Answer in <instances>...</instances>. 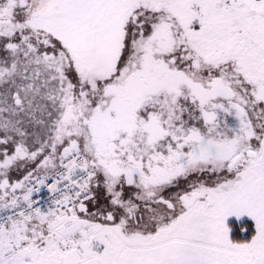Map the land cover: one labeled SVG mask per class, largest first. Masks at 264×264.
I'll list each match as a JSON object with an SVG mask.
<instances>
[{
  "label": "snow or ice",
  "instance_id": "snow-or-ice-1",
  "mask_svg": "<svg viewBox=\"0 0 264 264\" xmlns=\"http://www.w3.org/2000/svg\"><path fill=\"white\" fill-rule=\"evenodd\" d=\"M0 264H264V0H0Z\"/></svg>",
  "mask_w": 264,
  "mask_h": 264
},
{
  "label": "rangeland",
  "instance_id": "rangeland-1",
  "mask_svg": "<svg viewBox=\"0 0 264 264\" xmlns=\"http://www.w3.org/2000/svg\"><path fill=\"white\" fill-rule=\"evenodd\" d=\"M22 164H23V162H22ZM27 164H23V166L20 167L18 170H14L12 172V177H19L21 175V173H23V171H24V169H25V167H26Z\"/></svg>",
  "mask_w": 264,
  "mask_h": 264
},
{
  "label": "flooded vegetation",
  "instance_id": "flooded-vegetation-1",
  "mask_svg": "<svg viewBox=\"0 0 264 264\" xmlns=\"http://www.w3.org/2000/svg\"><path fill=\"white\" fill-rule=\"evenodd\" d=\"M34 165H32L31 163H28L23 171V173H21V175L19 177H22L24 174H26L27 170H30L31 167H33ZM19 177H13V179L15 178H19Z\"/></svg>",
  "mask_w": 264,
  "mask_h": 264
},
{
  "label": "built area",
  "instance_id": "built-area-1",
  "mask_svg": "<svg viewBox=\"0 0 264 264\" xmlns=\"http://www.w3.org/2000/svg\"><path fill=\"white\" fill-rule=\"evenodd\" d=\"M45 198H47V196H48V193H47V190L45 189L44 190V192H43V194H42Z\"/></svg>",
  "mask_w": 264,
  "mask_h": 264
}]
</instances>
